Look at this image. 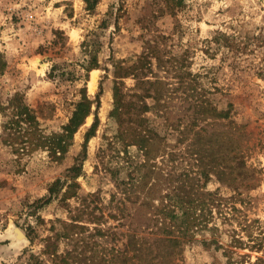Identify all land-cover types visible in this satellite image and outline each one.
Wrapping results in <instances>:
<instances>
[{"label": "rangeland", "instance_id": "1", "mask_svg": "<svg viewBox=\"0 0 264 264\" xmlns=\"http://www.w3.org/2000/svg\"><path fill=\"white\" fill-rule=\"evenodd\" d=\"M0 52V264L32 253L52 264L45 239L73 215L87 228L59 249L87 264L264 258V0H0ZM117 81L162 133L154 172L139 167L138 145L114 138ZM86 94L91 112L58 157L51 145L68 141ZM171 213L202 217L177 246L158 221Z\"/></svg>", "mask_w": 264, "mask_h": 264}, {"label": "trees", "instance_id": "2", "mask_svg": "<svg viewBox=\"0 0 264 264\" xmlns=\"http://www.w3.org/2000/svg\"><path fill=\"white\" fill-rule=\"evenodd\" d=\"M87 3L88 9H93L96 7L99 0H85ZM87 45L89 44V40L86 41ZM97 61V58L93 59ZM96 61H93V64H95ZM92 64V65H93ZM6 65L5 60L3 59V55L0 52V69H3ZM94 66V65H93ZM125 69V66L120 64L119 65V72L120 70ZM122 75V74H121ZM134 95L138 96V99H128L125 98V93H122V89L120 87V83L117 81V84L115 86V98H116V105L113 108L111 112V116H113L117 122L118 127L115 133L114 138H119L123 140L127 145H138L140 149L144 152L145 160L139 164L140 168H147V166H150L151 172H154L156 170V167L158 165L156 162H150L153 158L154 153V144L157 143L162 138V133L158 129H155L153 127H150L147 124L148 118L143 114L145 111L148 110L151 106L144 102V99H141L140 93H134ZM155 98H158L157 96H154ZM15 99L18 98V95L14 97ZM202 105V103H200ZM204 106V105H202ZM202 109V108H201ZM134 110V111H131ZM203 107V111H204ZM91 112V99L89 98L88 94L84 95V97L79 100L77 103V107L73 113V116L71 117L70 121L64 125V133L63 136H66L68 141L65 139V143H61L60 141L58 143L53 142L51 145L52 152H56V149L58 150V147L60 148L59 151L62 153L61 155L66 154L68 151L70 141L69 139L75 134V132L78 130L80 125L83 123L85 117ZM129 112V116H131L134 120V123L130 126L124 125V115ZM27 114L28 117L32 116L31 109L25 105L24 107H20L19 105V114ZM220 114L224 117L230 116V113L228 110H222ZM136 123V125H134ZM98 125V117L97 120L93 123L91 130L89 132L90 134L93 133V131L96 129V126ZM88 136V137H89ZM114 142H109V144H113ZM58 146V147H57ZM57 154V153H56ZM242 166L246 165V161L243 158L241 161ZM78 166H74L71 168L72 170H76ZM208 174V173H207ZM143 175L140 176V180H143ZM139 180V181H140ZM64 181H62L61 178H59L57 181H55L50 188L51 195L48 197L47 202H51L54 199V195L57 194L58 191H61L64 187ZM128 190V189H126ZM68 198V197H67ZM67 198H60V204L61 202H64L67 200ZM79 215H73L72 222L70 221H64L65 225L63 230L56 231L53 235H48L45 239V249L44 252L49 254V257L52 260V264H87L85 262V259H83V252L78 251L76 247L72 248L71 250H67L64 252H60L59 249V238L61 236L69 238H73L75 234L77 236L80 234V231H76L74 229L80 227L82 229L87 228L85 224L79 223L77 221H80ZM202 218L199 216L194 217H184L182 215L171 213L170 218L161 216L158 221L162 223V226L160 228L167 229L168 236L165 238L167 241L171 243V245L177 246L181 244L186 236L191 231V228L193 226H199L202 224L200 221ZM180 231V236L172 237L170 236L171 232ZM31 236V235H30ZM182 236V237H181ZM78 239V238H77ZM31 240L32 237H31ZM43 262L42 259H40L35 253H32L27 260V263L25 264H41ZM7 264V263H4ZM250 264H264V258L259 257L257 261L250 262Z\"/></svg>", "mask_w": 264, "mask_h": 264}, {"label": "bare ground", "instance_id": "3", "mask_svg": "<svg viewBox=\"0 0 264 264\" xmlns=\"http://www.w3.org/2000/svg\"><path fill=\"white\" fill-rule=\"evenodd\" d=\"M16 235L20 238L22 236H24V234H22V231L19 229H16Z\"/></svg>", "mask_w": 264, "mask_h": 264}, {"label": "water", "instance_id": "4", "mask_svg": "<svg viewBox=\"0 0 264 264\" xmlns=\"http://www.w3.org/2000/svg\"><path fill=\"white\" fill-rule=\"evenodd\" d=\"M22 234H23V232H22Z\"/></svg>", "mask_w": 264, "mask_h": 264}]
</instances>
